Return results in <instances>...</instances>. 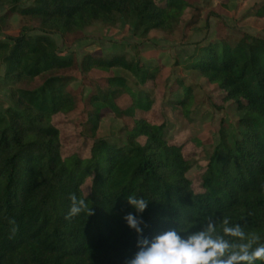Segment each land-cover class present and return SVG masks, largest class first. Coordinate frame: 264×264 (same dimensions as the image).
<instances>
[{"label":"trees","instance_id":"obj_1","mask_svg":"<svg viewBox=\"0 0 264 264\" xmlns=\"http://www.w3.org/2000/svg\"><path fill=\"white\" fill-rule=\"evenodd\" d=\"M0 4L10 5L1 22L11 14L39 22L37 35L21 31L0 41L5 66L0 88L12 103L0 100V264H124L136 251V233L123 218L128 213L143 219L149 238L176 225L196 230L205 216H212L218 232L220 219L228 217L264 243V38L244 34L232 43L200 44L186 62L185 69L216 86L222 103L237 115L234 124L222 122L200 175V191L194 192L182 146L166 141V122L152 113V100L132 93L125 79L109 78L108 90L88 97L91 110L81 126L83 139L92 141L86 157L66 156L62 150L61 121L77 107L66 91L68 79L51 76L37 89L17 87L23 80L73 67L75 59L62 56L52 36L82 33L95 24L113 27L120 20L135 21L147 31L172 32L191 6L187 0ZM255 15L263 17L264 6ZM81 68H121L139 84L153 80L158 71L124 55L105 59L86 54ZM177 88L175 104L187 116L192 90L181 82ZM123 90L132 103L121 109L116 97ZM104 109L132 120L123 143L95 138ZM137 111L146 116L137 117ZM73 193L86 200L94 215L66 219ZM129 195L149 201L142 214L127 203Z\"/></svg>","mask_w":264,"mask_h":264},{"label":"rangeland","instance_id":"obj_2","mask_svg":"<svg viewBox=\"0 0 264 264\" xmlns=\"http://www.w3.org/2000/svg\"><path fill=\"white\" fill-rule=\"evenodd\" d=\"M33 0H20L27 6ZM163 0H156L161 4ZM188 7L172 32L145 30L135 21L120 20L115 26L95 24L82 33L60 37L52 36L62 56L75 59L68 70L43 74L33 80H23L17 87L37 89L51 76L68 79L66 91L76 99V109L61 121L60 133L62 150L66 156L80 154L88 156L92 141L83 139L82 124L86 122V112L91 110L88 97L96 90H108L109 78H123L128 89L152 100V113L166 122L165 139L169 144L182 146L184 157L190 162L187 174L194 192L200 191V175L207 165L208 158L219 140L222 122L234 124L237 120L233 108L222 103V92L210 85L198 73L185 69L187 60L194 54L197 46L208 42L225 40L233 42L248 34L264 38V15L255 14L264 0H187ZM10 5L0 4V41L3 36H17L21 31L37 35L39 22L23 18L18 14L9 15L4 22ZM86 54L97 58H111L124 55L128 61L157 67L153 80L139 84L129 72L114 68L108 72L83 71L81 62ZM5 66L0 63V83L4 77ZM192 90L194 103L184 110L175 104L180 95L178 83ZM0 100L7 106L12 103L6 90L0 88ZM130 95L125 90L116 97V104L124 109L131 105ZM223 104L222 108L220 105ZM136 116H146L137 111ZM133 125L131 119L118 118L109 109H104L95 138L123 143L126 131ZM83 135H88L84 134ZM89 182L82 190L89 193Z\"/></svg>","mask_w":264,"mask_h":264},{"label":"clouds","instance_id":"obj_3","mask_svg":"<svg viewBox=\"0 0 264 264\" xmlns=\"http://www.w3.org/2000/svg\"><path fill=\"white\" fill-rule=\"evenodd\" d=\"M71 201L66 219L81 213L94 215L86 200L70 194ZM127 203L142 214L149 201L129 195ZM124 220L136 233V251L124 260V264H264V243L260 237L249 236L239 223H231L228 217L220 219V231L212 216H205L196 230L171 227L152 238L144 235L148 225L139 215L128 213ZM254 244L258 246L253 247Z\"/></svg>","mask_w":264,"mask_h":264}]
</instances>
